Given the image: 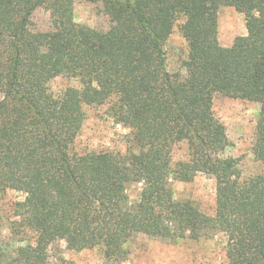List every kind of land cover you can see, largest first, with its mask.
I'll return each instance as SVG.
<instances>
[{"label": "trees", "instance_id": "16d2710c", "mask_svg": "<svg viewBox=\"0 0 264 264\" xmlns=\"http://www.w3.org/2000/svg\"><path fill=\"white\" fill-rule=\"evenodd\" d=\"M84 1L101 5L106 31L75 23L74 0H0V196L24 195L15 210L35 234L13 258L0 248V264H47L57 242L98 247L119 262L137 235L197 240L208 231L225 235L226 264H264V0ZM224 6L246 28L229 47L217 40ZM39 7L54 28L28 32ZM179 19L186 74L169 72L164 52ZM59 75L81 88L53 97L47 84ZM216 95L260 105V174L242 178L238 159L221 156L229 142L212 112ZM106 102L130 130V148L77 154L83 107ZM183 141L187 160L172 165L171 149ZM197 173L215 180L212 217L171 197L170 176L190 182Z\"/></svg>", "mask_w": 264, "mask_h": 264}, {"label": "rangeland", "instance_id": "374dc122", "mask_svg": "<svg viewBox=\"0 0 264 264\" xmlns=\"http://www.w3.org/2000/svg\"><path fill=\"white\" fill-rule=\"evenodd\" d=\"M73 20L89 28L106 31L108 17L101 5L84 0H74ZM182 19L175 22L165 45L167 70L186 74V42L180 34ZM54 28L50 13L37 8L26 25L28 32H46ZM245 20L232 7H221L217 13V40L220 46L229 47L236 37L245 36ZM53 97H60L67 88L80 89L79 79L65 75L54 77L48 82ZM1 99V95H0ZM111 102L102 105H85V120L77 136L73 150L77 154L88 152L124 153L130 148V130L117 122L111 114ZM214 117L225 127L228 146L222 157L238 159L242 178H249L262 172L261 162L254 154L256 145V124L260 115V105L240 99L216 95L212 101ZM188 147L185 141L171 149L172 165L187 160ZM168 187L175 201H191L203 214L212 217L215 212V180L212 176L197 173L192 181L181 182L170 176ZM130 202L138 200V187L128 190ZM24 195L7 190L0 196V248L8 258L15 256L18 247L33 244L35 234L23 226L17 216L15 206ZM226 237L217 231H208L197 240L153 239L137 235L129 240L124 249L127 254L118 261L104 257L102 249L94 247L81 251L69 250L64 242L53 244L48 250L47 264H226Z\"/></svg>", "mask_w": 264, "mask_h": 264}]
</instances>
